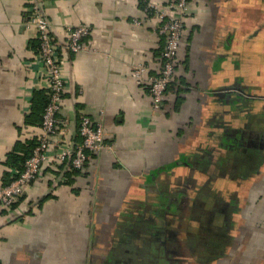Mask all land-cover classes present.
Segmentation results:
<instances>
[{"label":"crops","instance_id":"obj_1","mask_svg":"<svg viewBox=\"0 0 264 264\" xmlns=\"http://www.w3.org/2000/svg\"><path fill=\"white\" fill-rule=\"evenodd\" d=\"M35 2L55 43L64 24L90 30L86 50L62 58L58 128L79 142L87 116L106 147L81 172L43 167L21 212L0 216V264H264V0H187L158 108L133 76H156L164 49L144 4ZM30 3L0 0V183L39 136L47 96Z\"/></svg>","mask_w":264,"mask_h":264},{"label":"built area","instance_id":"obj_2","mask_svg":"<svg viewBox=\"0 0 264 264\" xmlns=\"http://www.w3.org/2000/svg\"><path fill=\"white\" fill-rule=\"evenodd\" d=\"M139 2L144 4L146 11L158 21V33L165 41L157 75L149 77L145 66H136L133 76L138 86L148 87L150 102L158 108L164 103L167 88L172 82L189 8L187 0H168L164 5L149 0ZM138 24L139 22L134 21V25ZM24 25L26 29L33 31V39L38 41L36 57L42 63L49 100L42 114L36 145L25 160L23 169L12 170L11 177L14 179L7 184L0 183V216L18 213V203L24 198L27 188L39 178L44 166L51 163L67 164L71 170L81 172L89 155L97 154L106 147L101 124L93 123L87 116L80 118L79 142L64 140L63 132L58 128V115L64 93L62 58L86 50L83 40L89 36V28L64 24V40L60 44L55 43L51 37L50 23L35 0H31Z\"/></svg>","mask_w":264,"mask_h":264},{"label":"trees","instance_id":"obj_3","mask_svg":"<svg viewBox=\"0 0 264 264\" xmlns=\"http://www.w3.org/2000/svg\"><path fill=\"white\" fill-rule=\"evenodd\" d=\"M31 49L34 50L35 52L38 51V41L35 39L32 41L31 45H30ZM48 97L46 96V99L44 100L43 103V107H42V111H41V120H40V124L42 121V114L43 111L48 103ZM34 140V141H33ZM28 141V146H26L27 150L25 151V155L22 157H19L17 155L11 154L9 155V164L11 166V168L17 169V170H22L23 169V164L25 162V160L31 155L33 148L36 145V140L33 139ZM75 172V171H74ZM14 179V177H9L7 181L4 182V184L9 183L10 181H12Z\"/></svg>","mask_w":264,"mask_h":264},{"label":"rangeland","instance_id":"obj_4","mask_svg":"<svg viewBox=\"0 0 264 264\" xmlns=\"http://www.w3.org/2000/svg\"><path fill=\"white\" fill-rule=\"evenodd\" d=\"M199 192H201V191H199ZM193 205H196V202L193 203ZM190 207H191V204H190ZM143 263H145V262H143V261L140 260V264H143Z\"/></svg>","mask_w":264,"mask_h":264},{"label":"bare ground","instance_id":"obj_5","mask_svg":"<svg viewBox=\"0 0 264 264\" xmlns=\"http://www.w3.org/2000/svg\"><path fill=\"white\" fill-rule=\"evenodd\" d=\"M27 7V6H26ZM145 10V9H144Z\"/></svg>","mask_w":264,"mask_h":264}]
</instances>
